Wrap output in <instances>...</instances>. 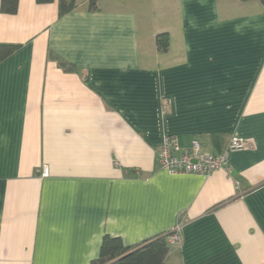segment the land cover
Listing matches in <instances>:
<instances>
[{
	"label": "crops",
	"instance_id": "crops-1",
	"mask_svg": "<svg viewBox=\"0 0 264 264\" xmlns=\"http://www.w3.org/2000/svg\"><path fill=\"white\" fill-rule=\"evenodd\" d=\"M0 44L16 45L0 60V264H91L104 236L134 247L176 224L164 264H264L259 0H75L61 16L18 0ZM165 134L246 145L226 170L169 174Z\"/></svg>",
	"mask_w": 264,
	"mask_h": 264
},
{
	"label": "trees",
	"instance_id": "trees-1",
	"mask_svg": "<svg viewBox=\"0 0 264 264\" xmlns=\"http://www.w3.org/2000/svg\"><path fill=\"white\" fill-rule=\"evenodd\" d=\"M38 3H47L52 0H36ZM264 7V0H259ZM18 0H0V10L3 13L13 14L17 10ZM96 0H89V8H94ZM75 8V0H58L59 15H64ZM162 35V34H161ZM160 34L157 36H161ZM164 35V34H163ZM160 44L161 50H166V38ZM16 45L0 44V60L10 54ZM59 66L70 70L69 63L60 60ZM157 235L143 243L134 246H123L118 238L104 236L102 239L100 254L91 264H164V260L170 251L167 236L170 234Z\"/></svg>",
	"mask_w": 264,
	"mask_h": 264
},
{
	"label": "built area",
	"instance_id": "built-area-1",
	"mask_svg": "<svg viewBox=\"0 0 264 264\" xmlns=\"http://www.w3.org/2000/svg\"><path fill=\"white\" fill-rule=\"evenodd\" d=\"M242 137L232 136L222 153L205 151L196 138H192L188 147H182L176 136L165 134L157 151V161L162 170L169 174L208 175L216 170L228 169L230 152L245 148ZM170 250L181 243V225L176 224L166 238Z\"/></svg>",
	"mask_w": 264,
	"mask_h": 264
}]
</instances>
